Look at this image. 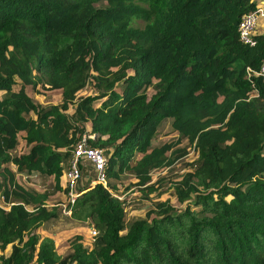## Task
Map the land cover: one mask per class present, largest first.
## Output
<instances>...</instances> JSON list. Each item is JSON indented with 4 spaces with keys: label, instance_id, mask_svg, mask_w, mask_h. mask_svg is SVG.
<instances>
[{
    "label": "trees",
    "instance_id": "trees-1",
    "mask_svg": "<svg viewBox=\"0 0 264 264\" xmlns=\"http://www.w3.org/2000/svg\"><path fill=\"white\" fill-rule=\"evenodd\" d=\"M254 6L0 0V264H264V78L247 70L264 62V33L254 45L238 33ZM38 85L60 90L59 102L35 101L27 87ZM164 118L197 152L172 182L184 206L155 201L127 221L110 179L130 173L148 197L152 170L186 152L179 141L151 146ZM83 134L106 155L107 181L92 183L82 164L90 180L66 208L90 225L62 251L42 228L60 207L17 175L51 176L60 188ZM21 141L27 150L17 151Z\"/></svg>",
    "mask_w": 264,
    "mask_h": 264
},
{
    "label": "rangeland",
    "instance_id": "rangeland-1",
    "mask_svg": "<svg viewBox=\"0 0 264 264\" xmlns=\"http://www.w3.org/2000/svg\"><path fill=\"white\" fill-rule=\"evenodd\" d=\"M100 4L101 3H98V5ZM139 23L143 22L139 21ZM27 92L35 101L45 106L58 103L60 100V90L50 89L44 85H38L36 89L28 86ZM152 92V88L149 87L147 89V94L150 95ZM89 93H92L90 85L79 92L80 95ZM1 94L2 92L0 91V95ZM95 102L99 104V100ZM69 111L72 112L73 109L70 108ZM170 122V118H164L160 121L156 133L152 138L151 146L160 145L163 142L179 141L174 147L184 148L186 152L175 158L165 167L152 170L150 182L156 187L155 191L151 192L148 197H146L144 191L133 183L135 179L130 173H122L119 178L110 179V182L115 185V189L112 191L113 194L124 200L127 221H130L134 217L145 216L146 212L152 209L155 201H168L177 209L184 206L177 201L174 195L172 182L180 179L185 171L191 169V163L196 159L197 152L193 144L189 143L186 138L180 137L179 133L171 127ZM27 148V144L21 141L17 151L27 150ZM140 156L141 154L137 153V157ZM91 174L89 168H83L82 178L79 181L78 188L89 182ZM17 180L27 188L48 191L50 196L47 205L49 207H60L58 216L49 221H45L42 228L46 230L47 233H51L56 237L60 250L67 251L70 248L69 245L72 233L81 231L82 227H86L90 224L73 220L66 212L68 190L66 191V189L61 188L62 185V187H64L65 178L62 176L60 188L55 187V182L51 176L18 174ZM9 250L10 245L6 248V251Z\"/></svg>",
    "mask_w": 264,
    "mask_h": 264
},
{
    "label": "built area",
    "instance_id": "built-area-1",
    "mask_svg": "<svg viewBox=\"0 0 264 264\" xmlns=\"http://www.w3.org/2000/svg\"><path fill=\"white\" fill-rule=\"evenodd\" d=\"M255 6L250 11L242 15L238 24V33L240 40L248 45L255 44V33L258 25L264 20V0H254ZM247 70L255 75H260L264 78V62L260 65L258 70H252L249 67ZM92 134H83L82 138L75 145L72 155L70 157L67 170L63 174L65 178L64 187L67 191V204L72 203L77 196V188L81 178L82 164L90 166L95 173V179L91 182H101L106 185V155L103 150L98 147L88 145L87 137H92ZM66 212L69 214V210ZM91 234L96 235L97 230L90 229Z\"/></svg>",
    "mask_w": 264,
    "mask_h": 264
},
{
    "label": "crops",
    "instance_id": "crops-1",
    "mask_svg": "<svg viewBox=\"0 0 264 264\" xmlns=\"http://www.w3.org/2000/svg\"><path fill=\"white\" fill-rule=\"evenodd\" d=\"M258 32L264 33V21H261L258 25ZM62 184V183H61Z\"/></svg>",
    "mask_w": 264,
    "mask_h": 264
}]
</instances>
